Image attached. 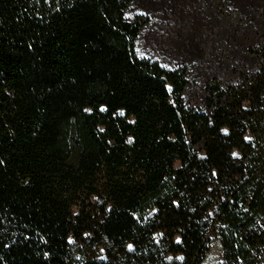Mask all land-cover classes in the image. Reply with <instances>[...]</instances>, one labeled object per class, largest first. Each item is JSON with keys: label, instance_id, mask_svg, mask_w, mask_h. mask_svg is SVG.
<instances>
[{"label": "trees", "instance_id": "1", "mask_svg": "<svg viewBox=\"0 0 264 264\" xmlns=\"http://www.w3.org/2000/svg\"><path fill=\"white\" fill-rule=\"evenodd\" d=\"M132 1L0 0V264H264V36L194 109Z\"/></svg>", "mask_w": 264, "mask_h": 264}, {"label": "rangeland", "instance_id": "2", "mask_svg": "<svg viewBox=\"0 0 264 264\" xmlns=\"http://www.w3.org/2000/svg\"><path fill=\"white\" fill-rule=\"evenodd\" d=\"M133 0L128 17L148 18L136 44L139 58L165 69L184 68L187 106L205 109L209 85L234 81L233 69L254 68L249 53L264 36V0ZM231 14L234 24H215L214 8ZM221 246L214 238L202 264H220Z\"/></svg>", "mask_w": 264, "mask_h": 264}, {"label": "snow or ice", "instance_id": "3", "mask_svg": "<svg viewBox=\"0 0 264 264\" xmlns=\"http://www.w3.org/2000/svg\"><path fill=\"white\" fill-rule=\"evenodd\" d=\"M101 110L103 111L104 109L102 108ZM224 132L227 133V129H225ZM245 139L247 140V139H250V138H249V137H245ZM233 155H234V156H237L238 154H237V153H233ZM213 174H215V173H213ZM131 247H132V246L129 245V248H131Z\"/></svg>", "mask_w": 264, "mask_h": 264}, {"label": "crops", "instance_id": "4", "mask_svg": "<svg viewBox=\"0 0 264 264\" xmlns=\"http://www.w3.org/2000/svg\"><path fill=\"white\" fill-rule=\"evenodd\" d=\"M155 2H156L157 4H162V5H163V3H161V0H155Z\"/></svg>", "mask_w": 264, "mask_h": 264}]
</instances>
